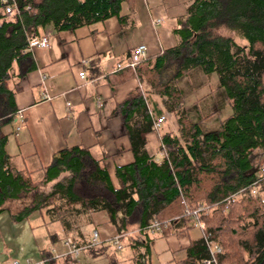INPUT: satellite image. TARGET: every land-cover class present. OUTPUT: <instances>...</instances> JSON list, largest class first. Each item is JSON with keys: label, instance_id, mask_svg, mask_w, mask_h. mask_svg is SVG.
<instances>
[{"label": "trees", "instance_id": "16d2710c", "mask_svg": "<svg viewBox=\"0 0 264 264\" xmlns=\"http://www.w3.org/2000/svg\"><path fill=\"white\" fill-rule=\"evenodd\" d=\"M123 2H0V204L19 200L37 187L7 166L9 158L3 151L9 135L5 130L16 112L14 88L34 65L28 45L40 39L45 30L70 31L112 17L121 23ZM5 5L15 6L17 14H4ZM220 31L246 44L239 46ZM174 34L177 46L167 48L153 61H142L136 68L116 75V80L145 81L168 101L166 111L175 114L173 105L182 100L177 88L181 77L198 69L205 77L214 73L216 89L224 92L232 113L210 133L201 132L199 122L210 119L213 113L198 117L196 124L183 115L177 119L179 137L171 133L159 136V148L165 156L157 163L145 149V135L152 132V118L157 119L163 111L156 109L149 93L135 89L112 111L125 128L134 156L129 166L115 173L119 189H112L106 169L86 151L68 149L47 169L48 180L67 172L70 177L66 185L56 184L45 200L34 196L14 220L22 221L43 207L52 206L51 211L59 214L74 212L73 207L78 205L86 212L105 210L118 233L134 225L142 230L150 219L168 222L169 230L178 223L193 228L194 219H184L183 213L208 208L209 212L198 219L204 222L203 235L221 247L218 264H264V163L261 173L249 158L258 149L264 162V0H192L177 21ZM257 179L254 198L244 195L224 206L227 196L241 188L249 189ZM57 200L59 205L55 204ZM51 256H42L45 264H55ZM205 258L206 247L201 239L186 252L184 260L175 264H202Z\"/></svg>", "mask_w": 264, "mask_h": 264}, {"label": "crops", "instance_id": "0c3cea01", "mask_svg": "<svg viewBox=\"0 0 264 264\" xmlns=\"http://www.w3.org/2000/svg\"><path fill=\"white\" fill-rule=\"evenodd\" d=\"M191 4L192 0H184L178 12L174 13L172 0H124L120 10L124 21L121 23L112 17L70 31L52 33L45 30L41 38L46 36L47 47L29 48L33 69L17 80L14 88L17 90L13 95L16 112L5 130L9 135L3 151L9 158L7 166L21 174L29 185L37 187L19 200L11 199L0 204V264H11L14 260L18 264H45L42 258L45 254H51L55 264H94L100 259L106 260L107 264L112 261L116 264L123 261L152 264L148 256L139 253L147 247L145 245L151 236L171 237L173 253H182L176 263L185 259L193 244L201 242L202 230L189 227V224L182 226L181 223L158 234L144 233L138 225L118 233L108 221L105 210L86 212L78 205L73 207L74 212L61 211L59 214L51 211L52 206L43 207L22 221L14 220L34 198L45 200L56 184L66 185L70 177L67 172L48 180L47 169L52 160L68 149L86 151L106 169L112 189H119L120 182L115 173L117 169L129 166L134 156L125 128L112 111L135 89L147 92L143 90L147 83L139 84L133 78L117 81L116 75L127 70L117 69V66L125 65L129 51L139 45L146 46L145 60L148 61H153L167 48L177 46L179 42L174 30H177V21L184 16L186 7ZM171 21L175 22V27L168 26ZM80 73H84L82 79ZM151 100L157 110L163 111L156 117H163V121L160 132L159 129L155 132L157 143L151 136L153 131L145 135V149L159 163L165 156L159 148V136L176 135V130L162 132L166 124L165 111L162 105L159 106L153 98ZM169 114L167 112V116ZM34 177L35 181H32ZM45 188H50L49 192L44 197L40 196ZM22 201L26 205L19 211L10 207L11 203ZM55 204L60 202L57 200ZM91 225L94 228L89 232ZM93 232L98 237L97 245L89 247ZM192 235L198 237L191 238ZM119 236H122L119 244L127 239L130 246L122 247L130 250V257L116 259L111 254L112 247L118 252L122 248L118 250L111 243ZM67 238L82 248L75 261L63 247Z\"/></svg>", "mask_w": 264, "mask_h": 264}, {"label": "rangeland", "instance_id": "374dc122", "mask_svg": "<svg viewBox=\"0 0 264 264\" xmlns=\"http://www.w3.org/2000/svg\"><path fill=\"white\" fill-rule=\"evenodd\" d=\"M174 2V5L171 6V9L174 13H177L180 9L181 5H183L184 0H172ZM169 27L174 26L175 22L171 21V25H168ZM220 34L229 37L231 40L235 41L237 45L243 46L246 44L244 40H239L235 35L230 34L227 31H220ZM218 85L216 75L214 73L208 75L207 77L202 74V72L198 70H194L193 72H187L179 81L178 89L182 93V100L178 103L175 102L174 111L175 114H169L167 116L166 108L168 101L162 97H159L155 90H152L150 85H145L143 90L147 91L151 98H153L154 101L157 102V104L160 106L162 105L163 110L165 111L164 119L166 120V126H163L164 131L167 132L171 130H176V135L179 137V126L177 119L185 117L191 124H196L198 117H201L203 115H207L210 113H213V115L208 120H204L202 122H199V129L201 132L210 133L211 131H214L217 129V127L220 126L224 118H226L230 113H232V110L229 106V104L225 101V95L223 91H218L216 89V86ZM204 97V98H203ZM203 98V100L198 101L195 109L189 110L197 100ZM207 98V99H206ZM205 99V100H204ZM172 101H170L171 103ZM186 110V112H182ZM160 132V129L158 130ZM151 136L153 139H155L156 143L158 142L156 139L155 132L151 133ZM156 151V150H155ZM250 162L254 164L253 167H260L263 166V159L261 158V151L260 150H253L252 153L249 155ZM35 178H32V181H35ZM50 188H45L40 192V196L43 195L46 196L49 192ZM26 205L25 201L19 202V203H11V208L13 206V210L19 211L22 209L23 206ZM71 221V218H69V222ZM94 228V225H91L88 227L89 232L92 231ZM13 231V230H12ZM191 234H194L192 231ZM198 237L197 235H192L191 238ZM131 244L136 245V243L131 242ZM122 245L130 246L127 242V239L122 240L120 242L119 246L122 247ZM147 247H143V251L139 252L140 254L144 256H148L149 261L152 264H164V263H175L176 260L182 257V253L174 252V247L171 243V237L167 236L166 238L160 237L157 238L155 236H151L149 238V242ZM130 250L127 249V247H122L121 250L118 252L114 250L112 247V255L117 258L130 257ZM15 261V260H14ZM94 264H107V261L104 259H100V261L94 263ZM121 264H129L126 262H122Z\"/></svg>", "mask_w": 264, "mask_h": 264}, {"label": "built area", "instance_id": "2783aa9c", "mask_svg": "<svg viewBox=\"0 0 264 264\" xmlns=\"http://www.w3.org/2000/svg\"><path fill=\"white\" fill-rule=\"evenodd\" d=\"M0 2L5 3V0H0ZM4 11L3 13L6 15H15L17 14V8H15V6H10V5H5L4 7ZM48 42H47V38L46 36H44L41 39H38L36 41H32L30 42V44L28 45V48H30L31 46H38V48H45L47 47ZM146 46L145 45H139V47L137 48H132L129 53H128V61L126 62L125 65L121 66H117V69H134L136 68L142 61H144L146 59ZM79 77L82 79L84 77V73H80ZM163 121V117H160L158 119H155L154 122H152L153 125V132H156L158 129H160L161 127V123ZM259 172H263V167L260 166V170ZM259 179L254 180L253 183L251 184L250 188H241L240 191L238 193H234V194H230L229 196H227V198L222 202L224 204V206L227 208L228 205H230V203L237 201L238 199H240L241 196H248L249 198H254V196L257 193V189L255 188V186L257 185ZM207 212H209L208 208L202 209L200 208L199 210H193V211H188L186 210L183 213V218L187 219V218H192L194 219V221L191 223V225L193 227H195V229L198 230H202L203 229V221L198 219V217L200 215L205 216L207 214ZM178 217H174L173 220H177ZM168 222H158L155 221L154 219H150L148 221V223L146 224V226L142 229L144 233H149V234H158L160 233V231L165 230L168 227ZM92 240L89 243V247H92L93 245H97V234L96 232L92 233ZM122 236H119L118 238H116L115 240H113L111 243L116 247V249L120 250V246H119V239ZM202 241L204 246L206 247V258L203 259V263L202 264H218V255H220L221 253V247L219 245H216L214 243H212L211 241H209V239L206 236H202ZM63 247L66 249L67 254L73 258V260H77V258L79 257V254H81V250L82 248L76 245L75 242H73V239L71 238H67L65 240V242H63ZM11 264H18L17 261H12Z\"/></svg>", "mask_w": 264, "mask_h": 264}]
</instances>
